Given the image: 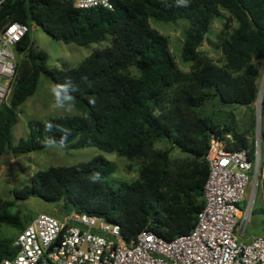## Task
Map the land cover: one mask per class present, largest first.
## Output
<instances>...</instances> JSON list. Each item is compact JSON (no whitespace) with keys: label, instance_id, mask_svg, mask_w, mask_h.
I'll return each instance as SVG.
<instances>
[{"label":"trees","instance_id":"trees-1","mask_svg":"<svg viewBox=\"0 0 264 264\" xmlns=\"http://www.w3.org/2000/svg\"><path fill=\"white\" fill-rule=\"evenodd\" d=\"M110 3L108 8L80 7L72 0L0 2V26L9 20L28 26L33 22L55 39L77 44L109 35L108 44L93 49L77 65L59 68L46 64V52L32 44L27 29L15 46L23 57L16 61L8 102L0 104V154L69 142L94 145L128 159L139 157L138 176L119 181L116 187L103 180L114 170L113 162L97 153L87 160L37 169L11 191L18 199L35 195L45 201L61 200L65 208L61 213L75 210L99 216L116 224L125 240L145 228L171 239L193 226L203 205L210 136L223 140L230 150L247 148L251 153L250 140L232 109L205 112L202 105L216 96L220 104L250 108L259 75L254 59L264 57V0ZM222 10L227 15L216 46L223 63L217 64L197 47L211 19L221 16ZM176 18L188 21L180 45L188 70L176 65L166 35L150 25L151 19ZM39 73L50 78L60 95L73 98L82 113L30 119L27 137L12 144L16 108L34 90ZM261 109L264 136V90ZM159 138L169 146L155 147ZM172 146L188 157L171 159ZM6 203H0V217L20 229L23 225ZM12 239L0 237V259L15 252Z\"/></svg>","mask_w":264,"mask_h":264},{"label":"built area","instance_id":"built-area-1","mask_svg":"<svg viewBox=\"0 0 264 264\" xmlns=\"http://www.w3.org/2000/svg\"><path fill=\"white\" fill-rule=\"evenodd\" d=\"M72 1L80 7H111L110 0ZM28 28L17 20L0 26V104L8 102L16 71L15 46ZM263 90L264 73L251 103V153L247 148L230 150L223 140L210 136L203 205L187 232L164 239L145 228L125 240L116 224L94 214L69 210L55 217L40 212L16 232L11 241L15 252L0 264H264V235L239 238L253 199L245 193L246 186L260 168Z\"/></svg>","mask_w":264,"mask_h":264},{"label":"rangeland","instance_id":"rangeland-1","mask_svg":"<svg viewBox=\"0 0 264 264\" xmlns=\"http://www.w3.org/2000/svg\"><path fill=\"white\" fill-rule=\"evenodd\" d=\"M227 12L222 10V15L211 19L208 29L198 45L200 53L208 56L217 64L223 63V56L216 46L217 34L222 27ZM150 25L160 33L166 35L168 47L173 55L176 65L181 70L189 69V62L182 61L180 57V45L183 32L188 25L185 18L174 20L151 19ZM232 25H235L233 22ZM29 38L33 45L43 49L46 54V64L59 68L72 67L77 65L81 59L88 55L93 49L100 48L109 43V35L99 41L87 44H77L73 41L64 42L55 39L41 30L39 26L30 22ZM22 54H17L16 59L21 60ZM260 76L264 73V57L254 59ZM56 88L49 77L43 73L38 74L34 90L16 108L17 119L12 124L10 142L16 143L19 138L27 137V121L30 119L43 120L50 115H81L82 108L78 106L73 98L67 95H60L59 100L55 96ZM221 107L232 109L238 116L239 129L244 131L250 140L253 129V109L246 105L237 103L220 104L216 96L205 100L202 109L205 112L217 111ZM252 117V120H251ZM262 121V116L260 117ZM155 147H168L169 143L159 138L154 142ZM101 154L114 164V170L106 175L103 180L116 187L119 181H130L138 176V166L141 158L128 159L124 155L116 154L114 151H105L94 145L71 146L69 142L58 144L50 143L41 148L30 151L14 153L7 151L0 154V203L7 202L6 208L15 214L18 222L25 225L29 219L40 212L55 217L62 215V201H45L35 195L24 199L15 198L12 189L20 187L27 181V177L37 169H43L55 165H66L78 161L87 160L94 154ZM188 155L180 151L176 146L170 147L171 159H184ZM264 161V136L260 139V163ZM253 196L248 222L240 233L239 238L248 240L251 235H264V164L259 168V175L250 176L245 193ZM245 198L240 206L245 204ZM27 220V221H26ZM238 220V219H236ZM19 227L13 223L6 222L0 217V237H14Z\"/></svg>","mask_w":264,"mask_h":264},{"label":"clouds","instance_id":"clouds-1","mask_svg":"<svg viewBox=\"0 0 264 264\" xmlns=\"http://www.w3.org/2000/svg\"><path fill=\"white\" fill-rule=\"evenodd\" d=\"M182 2L186 3L187 0H182ZM55 96H56L57 99L59 100V97H60V92H59V90H56V91H55ZM97 177H98V175H97ZM95 178H96V177H95Z\"/></svg>","mask_w":264,"mask_h":264},{"label":"crops","instance_id":"crops-1","mask_svg":"<svg viewBox=\"0 0 264 264\" xmlns=\"http://www.w3.org/2000/svg\"><path fill=\"white\" fill-rule=\"evenodd\" d=\"M257 59H260V58H257ZM235 115H236V113H235ZM236 118L238 119V116L236 115Z\"/></svg>","mask_w":264,"mask_h":264}]
</instances>
